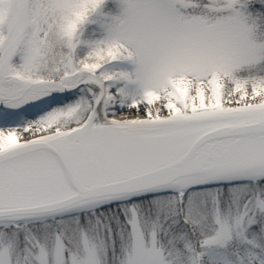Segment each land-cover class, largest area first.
Listing matches in <instances>:
<instances>
[{
    "label": "snow or ice",
    "instance_id": "snow-or-ice-1",
    "mask_svg": "<svg viewBox=\"0 0 264 264\" xmlns=\"http://www.w3.org/2000/svg\"><path fill=\"white\" fill-rule=\"evenodd\" d=\"M0 264H264V0H0Z\"/></svg>",
    "mask_w": 264,
    "mask_h": 264
}]
</instances>
